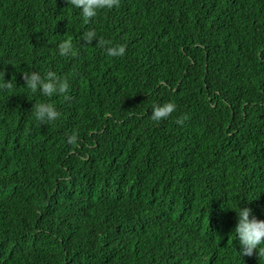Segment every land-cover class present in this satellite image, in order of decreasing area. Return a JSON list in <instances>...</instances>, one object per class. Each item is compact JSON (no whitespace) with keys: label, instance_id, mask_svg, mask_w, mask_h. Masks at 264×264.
<instances>
[{"label":"trees","instance_id":"trees-1","mask_svg":"<svg viewBox=\"0 0 264 264\" xmlns=\"http://www.w3.org/2000/svg\"><path fill=\"white\" fill-rule=\"evenodd\" d=\"M0 71L17 85L0 88V264H264L226 209L264 219V0H120L91 19L0 0ZM30 71L68 87L34 94ZM42 99L55 121L36 120Z\"/></svg>","mask_w":264,"mask_h":264},{"label":"clouds","instance_id":"clouds-1","mask_svg":"<svg viewBox=\"0 0 264 264\" xmlns=\"http://www.w3.org/2000/svg\"><path fill=\"white\" fill-rule=\"evenodd\" d=\"M71 4L79 9L80 14L85 19H91L98 15L100 10L113 9L118 7L120 0H70ZM104 47L107 41L98 35L95 29L87 30L83 33L82 40L91 44L93 39ZM59 55L69 56L74 52V44L71 40H64L59 44ZM107 55L110 57H119L126 54V45L116 44L106 48ZM26 87L34 94L39 93L43 97H52L59 92H64L68 84L55 76L53 72L42 74L39 71H30L24 73ZM17 87L16 81L5 78L4 71H0V88L14 91ZM177 105L174 102H165L163 104L154 103L152 106L151 117L155 121H161L168 118L175 110ZM34 115L41 124L55 121L60 112L57 107L49 100H40L33 106ZM180 122V121H178ZM78 137L72 134L68 137V143L75 144ZM237 214V223L233 229L235 238L240 243L239 255H253L254 253L264 256V219L258 218L253 214L251 207H241V202L235 206L228 207Z\"/></svg>","mask_w":264,"mask_h":264}]
</instances>
